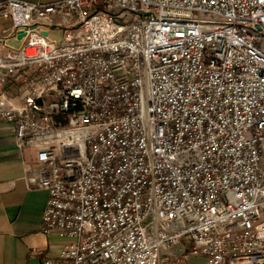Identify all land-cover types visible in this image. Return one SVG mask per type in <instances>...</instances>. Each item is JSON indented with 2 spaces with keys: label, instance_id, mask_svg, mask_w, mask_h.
<instances>
[{
  "label": "built area",
  "instance_id": "built-area-1",
  "mask_svg": "<svg viewBox=\"0 0 264 264\" xmlns=\"http://www.w3.org/2000/svg\"><path fill=\"white\" fill-rule=\"evenodd\" d=\"M0 19V120L66 240L43 264H264V0H0Z\"/></svg>",
  "mask_w": 264,
  "mask_h": 264
},
{
  "label": "crops",
  "instance_id": "crops-1",
  "mask_svg": "<svg viewBox=\"0 0 264 264\" xmlns=\"http://www.w3.org/2000/svg\"><path fill=\"white\" fill-rule=\"evenodd\" d=\"M26 1L50 4L57 0ZM15 131V126L0 120V264H43L59 256L66 240L56 232L42 231L49 192L28 184L27 164L33 166L30 176H38L36 150L21 152ZM178 264H207V260L189 254Z\"/></svg>",
  "mask_w": 264,
  "mask_h": 264
},
{
  "label": "rangeland",
  "instance_id": "rangeland-1",
  "mask_svg": "<svg viewBox=\"0 0 264 264\" xmlns=\"http://www.w3.org/2000/svg\"><path fill=\"white\" fill-rule=\"evenodd\" d=\"M12 26V21L11 20H6V19H0V30L2 28H9ZM62 30H53L51 37L54 39H57L58 42L61 41V37H62Z\"/></svg>",
  "mask_w": 264,
  "mask_h": 264
}]
</instances>
